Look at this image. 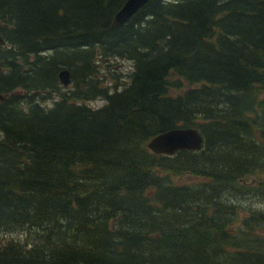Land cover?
<instances>
[{
	"label": "trees",
	"instance_id": "obj_1",
	"mask_svg": "<svg viewBox=\"0 0 264 264\" xmlns=\"http://www.w3.org/2000/svg\"><path fill=\"white\" fill-rule=\"evenodd\" d=\"M125 2L0 0V264H264V0Z\"/></svg>",
	"mask_w": 264,
	"mask_h": 264
},
{
	"label": "water",
	"instance_id": "obj_2",
	"mask_svg": "<svg viewBox=\"0 0 264 264\" xmlns=\"http://www.w3.org/2000/svg\"><path fill=\"white\" fill-rule=\"evenodd\" d=\"M151 0H126L120 10L115 14L112 27L121 28L132 19ZM0 45H6V41L0 35ZM61 84L68 87L71 84V73L62 70L59 74ZM3 98V97H1ZM204 146V138L200 131L193 127L174 128L153 137L148 143V148L156 155L174 156L181 150L199 151Z\"/></svg>",
	"mask_w": 264,
	"mask_h": 264
},
{
	"label": "rangeland",
	"instance_id": "obj_3",
	"mask_svg": "<svg viewBox=\"0 0 264 264\" xmlns=\"http://www.w3.org/2000/svg\"><path fill=\"white\" fill-rule=\"evenodd\" d=\"M120 66L116 67L118 70H122L123 72H127L130 68V64L129 62H121L119 64ZM104 101L102 100H97V101H94V102H90L89 105L91 107H94V108H98V107H101L102 105H104ZM178 180V179H177ZM1 237V236H0ZM3 238V237H2Z\"/></svg>",
	"mask_w": 264,
	"mask_h": 264
}]
</instances>
